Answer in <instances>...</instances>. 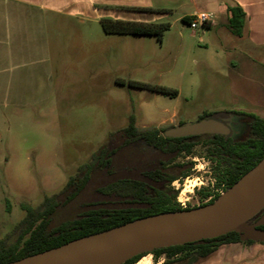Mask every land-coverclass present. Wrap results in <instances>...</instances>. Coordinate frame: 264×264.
Here are the masks:
<instances>
[{
	"label": "rangeland",
	"instance_id": "1",
	"mask_svg": "<svg viewBox=\"0 0 264 264\" xmlns=\"http://www.w3.org/2000/svg\"><path fill=\"white\" fill-rule=\"evenodd\" d=\"M179 17H165L162 23L171 27L161 39L107 35L100 22L77 19L30 27L34 43L27 63L33 101L0 112V239L24 219L23 203L37 208L46 197L59 194L108 134L124 130L131 116L138 128L175 127L209 114L264 119V88L256 84L257 78L264 79V60L249 71L241 55L224 51L234 39L227 30H193ZM131 82L178 94L138 89ZM248 134L246 124L235 137ZM193 151L177 160L194 162L191 176L172 184L178 197L189 200L188 207L200 205L198 187L213 188L215 178L206 147L199 144ZM101 184L96 180L89 199L81 203L102 200L96 193ZM145 257L137 264L165 262L164 256Z\"/></svg>",
	"mask_w": 264,
	"mask_h": 264
},
{
	"label": "trees",
	"instance_id": "2",
	"mask_svg": "<svg viewBox=\"0 0 264 264\" xmlns=\"http://www.w3.org/2000/svg\"><path fill=\"white\" fill-rule=\"evenodd\" d=\"M227 8L230 14L228 28L233 35L240 37L246 14L231 1H227ZM132 10L169 12L146 8ZM189 19L183 21L188 23ZM100 24L107 35L156 36L159 39L171 27L168 23L146 24L113 19H102ZM130 85L164 95L178 94L166 87L138 82H131ZM244 116L249 133L245 138L204 135L177 139L164 135L173 126L138 128L135 117L131 116L124 130L108 134L107 141L78 168L59 194L46 197L37 208L27 203L21 205L24 219L11 234L0 239V264H9L98 235L138 219L213 203L220 196L216 192L218 189L222 188L224 192L230 189L264 158V119L255 114ZM211 117L209 114L201 119ZM183 124L180 122L179 125ZM199 144L206 147L207 159L214 166V185L213 188L198 190L199 206L183 209L177 202L178 191L173 189L172 184L189 178L194 162L177 160L182 156H192ZM96 180L103 183L96 188V193L103 199L81 203L83 199H89L91 186ZM248 224L264 230V209ZM239 243L264 245V241L244 233H230L216 239L156 249L149 255L156 259L164 256V264H195L223 245ZM144 256L147 255L134 257L124 264H137Z\"/></svg>",
	"mask_w": 264,
	"mask_h": 264
},
{
	"label": "crops",
	"instance_id": "3",
	"mask_svg": "<svg viewBox=\"0 0 264 264\" xmlns=\"http://www.w3.org/2000/svg\"><path fill=\"white\" fill-rule=\"evenodd\" d=\"M227 1L239 5L246 14L240 37L228 29L230 14ZM133 8L169 12L145 13ZM199 12L216 15L215 22L203 29L211 31L222 27L227 30L234 39L231 47L224 48V51L241 55V63L246 69L252 71L253 63L264 60V0H0V112L2 108L29 106L33 101L30 89L32 75L27 63L32 54L29 45L34 43L30 27L38 25L43 28L64 19H77L81 24L102 19L157 24L172 13L179 14V18L184 20ZM133 14L140 20L133 19ZM21 44L27 45L23 52ZM216 54L220 56L219 52ZM259 78L256 84L264 88L261 81L264 79ZM195 264H264V245H223Z\"/></svg>",
	"mask_w": 264,
	"mask_h": 264
},
{
	"label": "water",
	"instance_id": "4",
	"mask_svg": "<svg viewBox=\"0 0 264 264\" xmlns=\"http://www.w3.org/2000/svg\"><path fill=\"white\" fill-rule=\"evenodd\" d=\"M229 118H204L165 131L167 138L204 135L230 136ZM264 209V158L211 204L191 210L138 219L84 239L77 249L72 242L9 264H124L165 247L244 233L264 241V230L248 222ZM82 239V240H84ZM145 257V256H144Z\"/></svg>",
	"mask_w": 264,
	"mask_h": 264
},
{
	"label": "built area",
	"instance_id": "5",
	"mask_svg": "<svg viewBox=\"0 0 264 264\" xmlns=\"http://www.w3.org/2000/svg\"><path fill=\"white\" fill-rule=\"evenodd\" d=\"M215 20H216V15L214 13L199 12L190 17L188 24L191 27V29L200 30L205 28L207 25L214 23ZM177 183L178 181L174 182L173 184L175 185ZM200 188L201 187H198V190ZM176 190L178 191L179 189L176 188ZM216 192L221 196L224 193V190L221 188L218 189ZM177 202L180 204V206L183 209L188 208L189 200L182 198L181 195L177 197Z\"/></svg>",
	"mask_w": 264,
	"mask_h": 264
},
{
	"label": "flooded vegetation",
	"instance_id": "6",
	"mask_svg": "<svg viewBox=\"0 0 264 264\" xmlns=\"http://www.w3.org/2000/svg\"><path fill=\"white\" fill-rule=\"evenodd\" d=\"M230 116L232 117L231 120L229 121L231 130H232L230 136L233 137V136L238 135L242 132V130L246 126L247 122L245 120L246 116H244L242 114L230 115ZM229 117H227V118H229Z\"/></svg>",
	"mask_w": 264,
	"mask_h": 264
},
{
	"label": "bare ground",
	"instance_id": "7",
	"mask_svg": "<svg viewBox=\"0 0 264 264\" xmlns=\"http://www.w3.org/2000/svg\"><path fill=\"white\" fill-rule=\"evenodd\" d=\"M92 241V239H84V240H81L75 244H73L71 247H70V250H74V249H77L85 244H88ZM147 257H145L143 260H145Z\"/></svg>",
	"mask_w": 264,
	"mask_h": 264
}]
</instances>
